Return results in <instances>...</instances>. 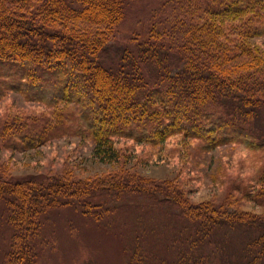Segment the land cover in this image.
Instances as JSON below:
<instances>
[{
  "label": "trees",
  "instance_id": "1",
  "mask_svg": "<svg viewBox=\"0 0 264 264\" xmlns=\"http://www.w3.org/2000/svg\"><path fill=\"white\" fill-rule=\"evenodd\" d=\"M119 32L127 45L113 49ZM263 36L264 0H0L1 148L78 136L109 163L132 158L127 140L159 154L188 142L241 151L227 198L214 203L127 168L17 178L0 164V264H96L108 251L87 216L131 225L124 264H208L202 250L224 246L229 233L240 234L239 248L212 261L264 264V210L241 209H264V46L250 41ZM9 92L39 106L4 105ZM160 230L171 236L167 254L148 256L147 245L164 243Z\"/></svg>",
  "mask_w": 264,
  "mask_h": 264
},
{
  "label": "rangeland",
  "instance_id": "2",
  "mask_svg": "<svg viewBox=\"0 0 264 264\" xmlns=\"http://www.w3.org/2000/svg\"><path fill=\"white\" fill-rule=\"evenodd\" d=\"M121 39L122 34L120 32L114 36V38L111 40L113 49H116L119 44L127 45L126 42H123ZM250 41L256 43L259 46H264V36L252 38ZM109 52V54H111L112 50H109ZM107 90V87L104 88V92L102 90V93L108 95ZM92 94L98 99V96L94 91H92ZM98 101L101 100L98 99ZM10 103L25 107L39 106L33 102L27 103L23 97L16 92H9L4 105H10ZM1 104L2 103H0V107ZM259 123L264 127V115L260 116ZM111 125L112 123H106L107 127H110ZM124 143L131 144L134 148L131 154L132 158L128 159L127 163H125L126 160L124 163L122 161H114L110 163L101 162L97 160L92 154L94 142L91 139H83L78 136H63L55 138L50 142L40 145L39 147L26 151H11L0 147V164L5 167L7 174H9L11 177L17 178L43 176L44 174L59 175L66 169H69L75 177L89 178L91 176H102L108 172L120 171L123 170V168H127L136 172L139 176L146 177L148 179H156L160 181L173 180L172 182L177 181L178 184L183 186L188 197L193 202H203L206 200L214 203L218 202L219 200L222 201L221 199L226 197L227 190L230 187L228 186L227 179H225V177L230 174V168L233 169L236 163L233 153H238L239 155L241 154L239 147L231 144L218 146L210 151H202L196 147L195 143L188 142L186 144H180L176 146V151L167 146L165 148L161 147V153L159 154L157 153L159 147L153 148L145 144H137L128 140ZM149 153L151 154L149 155ZM232 173L233 172H231V174ZM119 203H123V200H121ZM241 209L255 212L254 214L257 215L262 213V210H264L261 206L252 203L243 205ZM101 210L103 209L101 208ZM80 212L82 211L80 210ZM146 213L147 212L144 214L142 213L143 217H146ZM120 215H123V211L120 213ZM132 216L136 219H139L138 212L136 211ZM129 221L132 223L134 222L132 219ZM84 222L89 226L88 229H93L94 232L92 230L91 232L96 238L95 243L97 247L99 245L102 247L103 245L105 247L103 249L104 252H110L112 249V252L110 253L105 252L104 255L107 256L103 257V259L101 256L100 258L98 257V259H95V263L124 264V257L128 254L125 252L124 248L126 237L125 233H128L129 227L131 225H123V220L121 222L119 218L115 220V222L112 221L113 223L111 224H102L99 221L96 222L94 218L90 216H87L83 223ZM114 223L116 224L113 225ZM100 225L102 228L98 227ZM79 227L80 226H78V228ZM4 232L5 230L0 231L2 238L4 236ZM160 232V234H162L164 237V243L163 245L159 244V248H156L153 245H147L151 251L148 256L154 255L159 257L165 256L167 254V240L170 239L171 236L168 234V231L160 230ZM229 235L230 236L227 238V242L224 243V246L212 244L209 246V248H204L202 253L205 252L206 254L204 253V256H202L203 260L209 262L208 264H220L215 260L212 261V258L225 254H231V252L234 253L233 249L239 248L240 246V240L238 241L237 239L240 237V234L232 235V233H229ZM97 236H100L101 238ZM61 237L66 241V235L64 232L61 234ZM86 239V237L81 236V244H83V241ZM100 240L102 243H100ZM0 242L2 243L1 240ZM117 242L121 243L123 246V251L121 255L119 254L118 256L116 253L113 254V252L116 250L115 246H118ZM68 243L69 242L66 241V244L64 245L66 250L69 247ZM226 248L229 250H226ZM93 251L95 254L96 249ZM80 254L81 253L78 252L76 258L82 261L83 259L81 258L82 256ZM115 258H118V260Z\"/></svg>",
  "mask_w": 264,
  "mask_h": 264
}]
</instances>
